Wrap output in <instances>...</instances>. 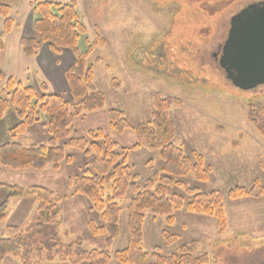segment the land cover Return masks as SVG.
Returning <instances> with one entry per match:
<instances>
[{
  "label": "rangeland",
  "instance_id": "obj_1",
  "mask_svg": "<svg viewBox=\"0 0 264 264\" xmlns=\"http://www.w3.org/2000/svg\"><path fill=\"white\" fill-rule=\"evenodd\" d=\"M73 1L87 27L77 46L81 52H88L92 47L88 61L93 65L96 86L105 94L106 102L103 109L78 118L71 127L72 136L89 138L91 130H103L117 143L115 150L126 153L124 165L130 168L133 176H139L137 182L143 186L148 178L164 175L160 150L133 148L137 141L135 130L116 131L109 123L107 112L109 109L121 110L130 124L137 127L152 119L157 97H170L174 100L168 108L175 125L174 143L186 156H193L194 151L199 153L208 170L205 181H199L190 173L177 178L182 185L172 184L166 188L167 196L177 194L185 202L182 208L175 210L173 221L167 215L145 213L143 249L171 256L181 255L186 245H195L193 257L207 253L209 264H264V195L229 197V192L237 188H251L256 183L264 186V135L249 118L250 104L256 109L259 105L264 107V85L246 91L235 87L220 62H215V44L210 51L203 53L207 38L203 33L205 29H201L209 28L216 38L223 37L227 29L222 20L221 23L216 19L213 22L202 18L197 21L186 16L182 20L184 23L180 24L185 5L179 9L174 3L167 6L154 3L160 0H0V4L8 5L12 20L11 29L6 31V20L0 13L4 20L3 35L15 26L11 4L30 3L33 9L32 17L29 15L26 20L25 16V22L19 26L20 34L21 30L26 32L33 28L37 2ZM195 6L199 8V5ZM96 34H99L96 42L100 43L94 45ZM48 44H43L47 48L45 53L50 56L51 63L59 65L61 55L53 53ZM1 70L0 95H5L4 77L11 76ZM47 75L42 76L46 79ZM46 84L49 85L46 80L39 81L38 93L41 90L46 92ZM57 85L62 88V84ZM257 116L264 121V113L258 112ZM17 123L13 125L9 117L1 121L2 141L12 139L9 130ZM48 139L46 121L42 120L29 126L15 140L32 145L47 143ZM65 143L62 140L58 145L65 146ZM65 150L72 156L71 161L63 160L57 165L49 163L42 169H13L0 165V184L28 190L33 186L49 189L60 211L57 218L60 238L69 242L74 237H82L84 248L107 251L112 257L109 264H123L114 255L128 243V206L135 190L129 185L124 195L117 199L121 208L120 231L109 245L108 235H94L91 228L92 223L98 227L106 225L102 213L93 207L88 197L76 193L74 185L76 178L92 167L94 153L91 150L86 154L73 147ZM122 160L120 158L119 162ZM111 192V181L107 179L103 197ZM214 192L222 196L224 227L214 212H202L187 206L196 198V193L207 195L204 202H208L214 200ZM2 196L0 190V200ZM39 206L40 201L34 194L10 199L3 218L0 217V238H17L10 234V227H18L24 234L38 216ZM48 256V250L35 252L29 264H74L59 254L53 260ZM0 264L25 263L8 254L0 259Z\"/></svg>",
  "mask_w": 264,
  "mask_h": 264
},
{
  "label": "trees",
  "instance_id": "obj_2",
  "mask_svg": "<svg viewBox=\"0 0 264 264\" xmlns=\"http://www.w3.org/2000/svg\"><path fill=\"white\" fill-rule=\"evenodd\" d=\"M34 12L36 13L33 21L34 34L21 39L24 54L27 57L36 56L45 43H49L55 52H59L60 48L71 49L75 55V62L66 71V79L72 101H66L59 94L44 93L45 90L38 93L31 85H24L12 77H4L5 95H0V119L10 108H14L19 121L9 130L12 139L0 144V165L13 169H42L49 163L57 165L63 160L71 161L72 156L65 150L68 147L84 150L86 154L92 150L95 156L92 167L86 168L83 174L76 178L74 185L76 193L88 197L93 207L102 213L106 222L103 227L91 224L94 235L106 234L108 244H112L120 231L121 208L117 199L124 195L129 185L135 190L128 206V243L124 249L115 253L116 260L123 264H209L210 258L207 253L193 257L195 245H186L182 248L181 255L171 256H164L157 250L146 252L143 249L142 225L145 213L148 211L153 216L167 215L168 219L173 221L175 210L185 205L182 196L177 194L167 196L166 188L172 184L182 185L183 182L177 178L190 173L199 181L208 178V170L202 156L196 151L193 152V156H186L182 148L174 143L175 125L168 113V108L174 100L170 97H157L152 119L137 127L130 124L123 111L109 109L107 112L109 123L116 131L121 133L128 128L135 130L137 141L133 148L160 150L164 175L150 177L142 186L137 182L139 176L136 174L133 176L129 172L130 168L124 165L126 153H118L115 150L117 143L103 130H91L89 138L72 136L71 127L77 119L86 113L103 109L106 102L105 94L96 86L93 65L88 61L92 47L88 52H81L77 46L80 36L87 30L77 3L37 2ZM0 13L6 20L5 29L9 31L12 20L7 4H0ZM98 37L99 34H96L94 45L100 43L96 42ZM258 112L264 113V107L259 105L256 109L254 104L249 105V118L264 135V121L258 118ZM42 120L46 121L48 128L47 143L25 145L15 140L24 134L29 126ZM62 140L66 141L65 146L58 145ZM120 158H123L122 162H119ZM107 179L111 181L112 192L103 197ZM0 190L4 194L0 200L1 218L12 198L34 194L40 201L38 216L24 234H21L18 227H10V234L17 238H0V259L13 254L21 258L25 264H29L35 252L48 250L49 260H53L59 254L74 264L111 262L109 252L84 248L82 237H74L69 242H64L60 238L57 230L60 211L54 204V194L49 189L33 186L28 190L21 186L0 184ZM190 190L197 192L196 189ZM213 194L214 200L204 202L207 195L196 193V198L187 206L202 212H214L220 225L224 227L222 196L218 192ZM262 195L264 186L257 183L251 188L241 187L229 192V197L233 199Z\"/></svg>",
  "mask_w": 264,
  "mask_h": 264
},
{
  "label": "crops",
  "instance_id": "obj_3",
  "mask_svg": "<svg viewBox=\"0 0 264 264\" xmlns=\"http://www.w3.org/2000/svg\"><path fill=\"white\" fill-rule=\"evenodd\" d=\"M28 1L30 2V0ZM11 6V17L15 21V26L9 33H5V35H3L4 20L0 16V66L2 69L0 70L8 76H11L17 81L21 82L22 84L31 85L37 90L39 88V81L46 80L49 85L46 84L47 88L45 93L59 94L66 101L71 102L72 94L70 92L68 81L66 79V71L75 62V55L73 51L69 48H60L59 52H55L48 44L49 48L54 51L53 53L61 55L60 57L62 58L59 61V65H56L54 62H50L51 58L48 53H45L47 50L45 46H43V50L40 51L38 55L34 57H27L24 54L23 48L21 46V38L24 35H33L34 30H32L33 28H30L29 31L28 28L26 32H24V30H21L20 34L18 33V31L22 27L21 23L25 22L24 17L26 16L27 20L29 15L31 16V13L33 15V9L30 3L11 4ZM45 61L47 62L45 63ZM41 69L44 70L45 74H49L47 75L46 79H44L45 76H42L44 75V73ZM58 83L62 84V88H58ZM7 117L12 120L13 125L18 122V118L12 108L8 110L3 119H0V123ZM1 141L2 139H0V144L4 142Z\"/></svg>",
  "mask_w": 264,
  "mask_h": 264
},
{
  "label": "water",
  "instance_id": "obj_4",
  "mask_svg": "<svg viewBox=\"0 0 264 264\" xmlns=\"http://www.w3.org/2000/svg\"><path fill=\"white\" fill-rule=\"evenodd\" d=\"M220 65L241 90L264 85V2L251 4L232 17Z\"/></svg>",
  "mask_w": 264,
  "mask_h": 264
},
{
  "label": "flooded vegetation",
  "instance_id": "obj_5",
  "mask_svg": "<svg viewBox=\"0 0 264 264\" xmlns=\"http://www.w3.org/2000/svg\"><path fill=\"white\" fill-rule=\"evenodd\" d=\"M153 1V0H152ZM264 0H247L246 2H243V0H160L154 1V3L158 4H165L171 5L172 3L178 4V8L180 9L183 4L184 6V12L182 13V17L180 19V24L184 23L182 20L186 18V16H189L188 18H192L194 20H199L200 18L203 19V21L207 22H213L216 20L220 21L222 20L224 28L227 29V34L225 33L223 37H215L212 35L209 28H203L201 30H204L203 33H206V42H205V48L203 49V53L206 51H210L211 46L215 44V47H217V51L213 53L216 61L220 62V58L222 56V51L224 44L228 38L229 29L231 25V19L234 15L241 12L244 8L250 6L251 4L256 3H262ZM199 5L198 7L201 9V7L205 8V10H200L195 5ZM173 5V4H172ZM215 14V16H213ZM201 15V16H200ZM175 18V17H174ZM206 23V22H205ZM229 26V28H228ZM227 35V36H226ZM220 36V35H219ZM210 43V44H209Z\"/></svg>",
  "mask_w": 264,
  "mask_h": 264
}]
</instances>
